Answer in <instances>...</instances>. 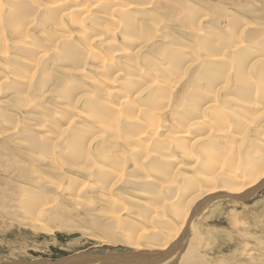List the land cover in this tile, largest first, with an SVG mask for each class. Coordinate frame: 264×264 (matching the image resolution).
Masks as SVG:
<instances>
[{
	"label": "rangeland",
	"instance_id": "1",
	"mask_svg": "<svg viewBox=\"0 0 264 264\" xmlns=\"http://www.w3.org/2000/svg\"><path fill=\"white\" fill-rule=\"evenodd\" d=\"M56 2L0 0V264L160 255L145 241L172 240L198 175L245 179L264 164V0ZM187 130L194 158L178 149ZM228 195L167 258L183 245L178 264H264V185ZM143 234L141 252L128 241Z\"/></svg>",
	"mask_w": 264,
	"mask_h": 264
},
{
	"label": "bare ground",
	"instance_id": "2",
	"mask_svg": "<svg viewBox=\"0 0 264 264\" xmlns=\"http://www.w3.org/2000/svg\"><path fill=\"white\" fill-rule=\"evenodd\" d=\"M57 2L56 3H58V1H60V0H56ZM93 1V0H92ZM102 3V2H101ZM1 5V4H0ZM137 5V4H136ZM53 6H54V4H53ZM129 6V5H128ZM3 7V6H2ZM5 8V7H4ZM129 8V7H128ZM0 9H2L1 7H0ZM124 10V9H123ZM3 11V10H2ZM124 12H128V11H124ZM93 13V12H92ZM86 15V14H85ZM89 16V15H88ZM61 19V18H60ZM86 20V19H85ZM27 21V20H26ZM247 25V24H246ZM248 26V25H247ZM253 27V26H252ZM250 29V28H249ZM252 30V29H251ZM250 30V31H251ZM258 30V29H257ZM256 30V31H257ZM247 32H248V30H247ZM253 32V31H252ZM255 32V31H254ZM27 33H28V31L26 32V33H24L25 35H27ZM248 33H250V32H248ZM256 33V32H255ZM25 35H24V38H25ZM246 35H247V33H246ZM248 36V35H247ZM254 37H255V34L253 35ZM249 38H251L252 36L249 34V36H248ZM256 37H257V33H256ZM256 37L255 38H253V39H256ZM63 38V37H62ZM138 39V38H137ZM58 41V40H57ZM92 41V40H91ZM104 41V40H103ZM252 41V40H251ZM91 43V42H90ZM117 44V43H116ZM116 46V45H115ZM236 46V45H235ZM29 48V47H28ZM120 48V47H119ZM6 50H9V49H6ZM26 52L27 53H29L30 54V51L29 50H26ZM40 52V51H39ZM7 53V52H6ZM5 53V54H6ZM123 55H126L127 53H122ZM220 54V53H219ZM257 54V53H256ZM91 55V54H90ZM117 55V54H116ZM6 56V55H5ZM44 57H46V55H44V54H42L41 55V57L40 58H44ZM97 57V56H96ZM114 58V57H113ZM221 58V57H220ZM261 59V58H260ZM219 59H216V63L218 64V61ZM110 61H114V60H110ZM249 61V60H248ZM223 62V61H222ZM259 63L261 62V61H258ZM36 63V62H35ZM110 63H112V62H110ZM263 63V62H262ZM39 64H40V59L37 61V64H35V66L37 65V68L39 67ZM108 64V63H107ZM254 64H257V62H255ZM219 65V64H218ZM217 65V66H218ZM220 66H222V65H220ZM255 66V65H254ZM264 66V65H263ZM227 67V66H226ZM252 67V66H251ZM217 70H216V73L217 74H215V77L213 78V80L214 81H216V82H214V83H217L218 81H219V76H222V77H227V74L226 75H224V72L225 71H227L226 70V68L224 67V68H222V71L220 70V69H218V68H216ZM246 69H247V67H246ZM214 75V74H213ZM247 75V74H246ZM31 78H33V77H31ZM26 79V81H27V78H25ZM246 79H249V78H246ZM22 80V79H21ZM31 79H29V81H30ZM25 81V80H24ZM229 82V81H228ZM249 82V81H248ZM253 82V81H252ZM7 83V82H6ZM221 84V83H220ZM225 84V83H224ZM209 87V86H208ZM149 88V87H148ZM171 90V89H170ZM168 93V92H167ZM168 95V94H167ZM218 95V94H217ZM219 98V97H218ZM216 99V100H219V99ZM164 99H166V98H164ZM210 99V98H209ZM29 100V99H28ZM252 100V99H251ZM250 100V101H251ZM195 101V100H194ZM200 101V100H199ZM215 102V101H214ZM256 103V102H255ZM196 104V103H195ZM104 106L105 105H107V104H103ZM132 105H134V104H132ZM209 105V104H208ZM253 105H254V103H253ZM137 106V105H136ZM193 106V105H192ZM203 105H201V107H202ZM255 106H257V105H255ZM199 107H200V105H199ZM215 107H217V104H216V106L214 105V106H204L202 109H201V112H200V114H202L201 115V117L198 119L197 117H199L200 116V114L199 115H197V117H192V118H194V120H196V118H197V120H200V121H194V122H192V123H190V125H191V127H196V126H202V123L205 121V120H201V118H204V119H206L205 118V116H206V111L208 112L209 110L211 111H213L212 113H214V111H216V112H220V115H221V113H222V111H221V109H219L218 110V108L216 109ZM218 110V111H217ZM209 111V112H210ZM226 111V110H225ZM233 112V111H232ZM72 114V113H71ZM227 114L229 115V113L227 112V113H225V114H222V118H224V116L225 117H227ZM219 115V114H218ZM232 115H234V114H232ZM236 117V116H235ZM112 118V117H111ZM116 118V117H115ZM135 118V117H134ZM240 118V117H239ZM226 119V118H225ZM126 120V119H125ZM115 120L114 119H112L111 121H108V120H105V122H106V125H107V127H108V129H112V126L113 125H115V123H116V121L114 122ZM134 121V120H133ZM187 121H189V120H187ZM240 121H241V119H240ZM206 122V121H205ZM156 123V122H155ZM187 124H188V122H187ZM72 128V127H71ZM202 128V127H201ZM156 130V129H155ZM199 130V129H198ZM187 133H188V130L186 131V132H183V134L182 135H180L179 136V143L181 144V145H179V150L183 153V154H185V155H187L186 157H188V158H191V157H193V155L192 156H190L191 154L189 153V151L190 150H188L187 149V147H185L186 145L184 144V141H186V139L188 138V135H187ZM87 135V134H86ZM117 135V134H116ZM212 135V134H211ZM122 136V135H121ZM118 137V136H117ZM142 137V136H141ZM139 138V137H138ZM136 139V138H135ZM141 139V138H140ZM181 139L183 140V143H182V141H181ZM137 140H139V139H136V141ZM38 141V140H37ZM40 141V140H39ZM172 142V141H171ZM198 142V141H197ZM41 143V142H40ZM140 143H141V140H140ZM94 147V146H93ZM168 148V147H167ZM188 150V151H187ZM146 152V151H145ZM192 153V152H191ZM201 154V153H200ZM216 157V156H215ZM172 158V157H171ZM170 158V159H171ZM194 158V157H193ZM172 160V159H171ZM196 160V159H195ZM218 160V159H217ZM220 160V159H219ZM197 161V160H196ZM56 162V161H55ZM173 164H175L176 162H172ZM215 163H219V162H216L215 161ZM262 164H263V161L261 162ZM171 164V163H170ZM178 164V163H177ZM220 164V163H219ZM216 166H217V164H216ZM222 166V168L224 167V169H225V166H223V165H221ZM180 168V166H178L177 165V167L175 168V171H176V173L178 172V169ZM219 168V167H218ZM221 168V167H220ZM221 168V169H222ZM57 169V168H56ZM177 169V170H176ZM220 170V169H219ZM226 170V169H225ZM180 171V170H179ZM211 171V170H210ZM217 171V173H218V170H216ZM221 172H223V170L221 171ZM199 173V172H198ZM213 173H215V172H213ZM216 173V174H217ZM223 173H225V172H223ZM235 174L234 175H232V174H230L229 175V177H226V175L225 176H223L222 175V177L220 176L221 174L219 173V175H215V174H213V175H215V176H211V177H206V176H202V175H198V176H201L200 177V179L201 180H203L204 182L202 183V185L205 187V188H201V190H202V192H205V194L203 195L202 194V192L200 193V191H199V193H200V195H198L197 197H195V200H192V201H190V202H184V205H183V207L181 208L180 206H175L174 208H173V210H175L178 214L180 213V214H182V213H184V211L186 210V212L181 216V217H179V219L183 222V224L181 225V227L179 228V229H177V231H175L173 234H170V237H171V239L172 240H170V239H168V238H162V240H161V243H159V245H154L153 243H151V241L149 240V242L148 241H145V243L146 244H148L149 246H152V248H154V247H159V251H162V253L160 254V255H157V254H151L149 251L147 252H145L144 251V253H127V254H131V256H126L125 257V259H117L116 257H112V258H110V259H107V257H105V258H99V256H97V255H95L93 252H95V251H91V252H88V253H80V254H77V255H74V256H71V257H68L67 259L68 260H66V258L64 259L65 261H63V262H61V263H55V262H60V261H62V260H60V261H55V262H52V261H49V260H38L37 262H38V264H53V263H55V264H127V263H137V264H178V262H179V260H180V255L182 254V252L185 250L184 248H185V246H183L182 244V246H181V248L178 250V252L176 253L175 251H174V254L171 256V257H169V258H167L168 256H169V252L171 251V247H172V245L174 244L175 245V243L177 242V241H179L180 240V238H183V236H182V233L184 232V230H185V228H186V225L187 224H189V222L193 219V217H195L196 215L198 216L199 215V213H201V212H203L204 211V209L206 208V206L207 205H209V203L212 201L213 202V200L214 199H218V198H220V197H227V195L228 196H230V197H234V198H239V199H241V200H247L249 197H251L253 194H255V192L262 186V185H264V164H263V166H257L256 167V170L248 177V178H243V177H237V171L236 172H234ZM178 174V173H177ZM179 175V174H178ZM212 175V174H211ZM119 176V175H118ZM176 175H174V177H175ZM180 177H183L186 181H188V182H190L191 183V185H193L194 186V184H195V186H196V181H197V183H198V180H197V178H195V177H191V176H189V175H186V174H184V175H181ZM221 177V178H220ZM121 179V178H120ZM225 180V179H228L230 182H228L227 183V187L224 185V183H226V182H224V181H220V180ZM192 180H194V181H192ZM218 180L220 181V182H218ZM173 182H174V180H173ZM170 183V182H169ZM258 183L260 184V187H257V189L255 188V189H253V190H247V191H245L244 192V190H246V187L248 188V187H251V188H253V185L255 186L256 184L258 185ZM199 184V183H198ZM171 185V184H170ZM247 185V186H246ZM202 186V187H203ZM198 187V186H197ZM219 187V188H218ZM200 190V189H199ZM198 192V191H197ZM226 192V193H225ZM198 194V193H197ZM235 194V195H234ZM244 194H251V196L250 195H247V196H245ZM195 196V195H194ZM38 197V196H37ZM187 197H188V195H187ZM197 198V199H196ZM216 199V200H217ZM34 201V200H33ZM33 201L29 204V208L30 209H32V208H36V211H37V209H39V208H41L40 209V211H39V214H42L43 213V211H44V209L42 208L43 207V204L42 205H38V201H37V203H33ZM187 201V200H186ZM35 202H36V200H35ZM194 202V204L192 205V203ZM33 204V205H32ZM33 206V207H32ZM162 209V208H161ZM156 211L157 212H160V210H157L156 209ZM151 213V212H150ZM153 213H154V211H153ZM162 213V212H161ZM177 214V215H178ZM151 215V214H150ZM191 215H192V217H191ZM33 217V219H34V215H32ZM35 216H36V214H35ZM149 216V215H148ZM160 217H162V215L160 216V213H156V214H153L152 216H151V219L149 218V220L150 221H148V222H153V220L154 219H158V220H160L159 218ZM162 219V218H161ZM148 220V219H147ZM166 221V220H165ZM164 221V222H165ZM147 222V221H146ZM163 222V221H162ZM150 223V224H151ZM168 223V222H167ZM192 223V222H191ZM190 223V224H191ZM153 225V224H152ZM163 225V224H162ZM165 225H168V224H165ZM172 226V225H171ZM174 227V226H173ZM170 228V227H169ZM177 228V227H176ZM144 230V229H143ZM142 230V231H143ZM157 233V232H156ZM148 234V237H150V238H153V239H157L158 237H156V238H154L153 237V235L152 234H149V233H147ZM155 234V233H154ZM158 234V233H157ZM185 234V233H184ZM167 237H169V236H167ZM142 239H144V234L143 235H140V236H138V238H135L134 239V237H132V238H130L129 240L130 241H128L129 242V244L130 245H132V246H134V247H136L138 250H141V252H142V250H144V249H142V247H144V243H143V241H142ZM157 244V243H156ZM174 245H173V247H174ZM176 245H177V243H176ZM186 245H188V244H186ZM169 247V248H168ZM179 247V246H178ZM167 248H168V251H167ZM158 250V249H157ZM150 251H154V250H150ZM177 251V250H176ZM172 252H173V250H172ZM160 253V252H159ZM165 253H167V254H165ZM175 253H176V255H175ZM116 254H121V253H116ZM101 255V254H100ZM110 254H106V255H103V256H109ZM113 255H115V254H112V255H110V256H113ZM166 255H168V256H166ZM166 256V257H165ZM124 257V256H123ZM167 258V259H166ZM163 259V260H162ZM166 259V260H165ZM127 260V261H126ZM68 261H70V263H67ZM24 263V262H23ZM17 264V263H16Z\"/></svg>",
	"mask_w": 264,
	"mask_h": 264
},
{
	"label": "water",
	"instance_id": "3",
	"mask_svg": "<svg viewBox=\"0 0 264 264\" xmlns=\"http://www.w3.org/2000/svg\"><path fill=\"white\" fill-rule=\"evenodd\" d=\"M97 256H99V255H97ZM124 256V257H123ZM126 256H131V254H127V253H121V254H115V255H113V256H103V255H100L99 256V258H105V257H107V259H110V258H112V257H116L117 259H125V257ZM66 260H68L67 258H66ZM63 261H65L64 259H62V261H60V262H55V263H61V262H63ZM127 261V260H126ZM55 263H53V264H55ZM67 263H70V261H68ZM9 264H16V263H9ZM17 264H38V262L37 261H35V262H30V263H17ZM127 264H137V263H127Z\"/></svg>",
	"mask_w": 264,
	"mask_h": 264
}]
</instances>
